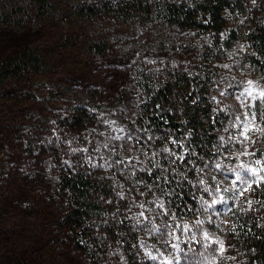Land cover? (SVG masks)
I'll return each instance as SVG.
<instances>
[{"label": "rangeland", "instance_id": "rangeland-1", "mask_svg": "<svg viewBox=\"0 0 264 264\" xmlns=\"http://www.w3.org/2000/svg\"><path fill=\"white\" fill-rule=\"evenodd\" d=\"M54 1L57 9L49 17L41 20L29 11L22 27L6 24L0 16V65L32 47L53 66L0 83V264H129L118 243L96 259L80 253L60 227L66 203L56 187L64 168L85 170L100 182L111 179L108 196L101 198L107 217L128 223L139 234L132 253L142 262L249 264L233 239L231 216L236 210L248 213L264 232V180L255 182L264 176V76L248 61L244 38L252 21L232 20L242 41L216 66L210 93L216 111L227 118L223 139L215 158L194 168L197 207L183 217L164 198L161 186L144 178L162 161L139 124L142 94L136 79L138 71L157 76L202 67L199 58L177 52L179 45L200 44V35L161 24L99 23L84 28L93 41H109L108 51L98 55L81 45V37L72 41L81 33L72 24L81 0ZM262 1H248L250 19L262 17ZM81 108L95 120L73 131L66 122ZM245 126L250 138L241 143L245 138L237 137ZM243 165L258 169L241 177L251 188L233 183ZM221 195L225 203L213 204Z\"/></svg>", "mask_w": 264, "mask_h": 264}, {"label": "trees", "instance_id": "trees-1", "mask_svg": "<svg viewBox=\"0 0 264 264\" xmlns=\"http://www.w3.org/2000/svg\"><path fill=\"white\" fill-rule=\"evenodd\" d=\"M248 1L81 0L73 9V17L76 19V22H72L73 27L75 30L77 27L81 29V33L76 32L73 43H77L81 37V45L98 55L108 51L109 41L101 37L93 41L91 36L87 37L88 32L84 28L99 23L106 26L116 23L161 24L200 35V44L188 47L179 45L177 52H184L193 59L199 58L204 63L202 67L194 71L172 69L157 76L138 71L136 79L142 94L139 124L150 146H157L155 156L162 161L154 173L144 178L151 185L161 186L164 198L183 217L197 207L195 188L192 187V180L197 178L194 168H202L213 160L221 147L220 134L227 118L216 111L210 93L216 81V66L242 41L236 28L231 26L234 17H248V21L254 24L244 34L249 50L248 61L264 76V9L262 17L250 19L252 10ZM0 7L5 9L0 13L4 23L22 27L26 24L25 17L29 11H33L42 20L57 9V4L54 0H0ZM65 14L68 18L72 15L69 10ZM52 67L39 50L26 47L0 65V83L7 84L27 75L41 74L50 71ZM92 115L86 108L78 109L72 118H68L66 125L73 131H81L86 123L95 120ZM172 137L184 140V146L190 151L183 153L181 146L171 142ZM168 148L182 153L185 159L180 160L166 151ZM173 160L175 163H172ZM110 180L100 182L85 170H61L56 194L64 199L66 212L59 219L60 227L65 230L73 246L92 259L118 243L129 264H149L132 253V245L140 240L139 234L132 233L128 223L116 222L107 217L101 198L108 196ZM231 220L232 236L237 248L245 255L243 258L249 264H264V232L257 221L239 210L232 214Z\"/></svg>", "mask_w": 264, "mask_h": 264}, {"label": "snow or ice", "instance_id": "snow-or-ice-1", "mask_svg": "<svg viewBox=\"0 0 264 264\" xmlns=\"http://www.w3.org/2000/svg\"><path fill=\"white\" fill-rule=\"evenodd\" d=\"M261 96L264 97V92L261 93ZM253 127H255V126H253ZM188 135H193V133H188ZM240 135H242L245 138V140H241L240 141L241 143H244L247 139L250 138L249 137V131H248V127L247 126H245L243 132H241V133L238 134V137L237 138H239ZM221 139H223V137H221ZM171 142L173 144H176L178 146H181L183 153H187V152L190 151V149L188 147L184 146L185 145V141L184 140H178L176 137H172V141ZM166 151L172 153L173 155H176L180 160H184L185 159V156L182 153L174 152L172 148H168V149H166ZM172 163H175V160H173ZM257 163L259 164L260 161H257ZM216 167L219 169V168H221V165L217 164ZM243 168H244V171L241 173L240 176H237L236 177V180L233 181V183H236L237 181H239L241 183L247 184L248 187L251 188V182L248 181V180H242L241 177L242 176H245L248 172H251L253 175H255L258 172V169L257 168H254V167H251L250 165H243ZM261 180H264V176L259 177V179H257L255 181L256 184L259 185ZM209 188H211V186H209ZM216 190L219 191V188H217ZM121 195H123V193H121ZM212 203L213 204H217V203L223 204V203H225V199H224L223 195H221L220 198H219V200H213ZM160 207L161 208L164 207L163 203L160 204ZM165 211L168 212L169 210L168 209H165ZM185 230L187 231V228H185ZM204 236L205 237H208V233L207 232H204ZM220 250H221V252L224 251V245L223 244L220 245ZM151 258L152 259H155V257H151Z\"/></svg>", "mask_w": 264, "mask_h": 264}]
</instances>
